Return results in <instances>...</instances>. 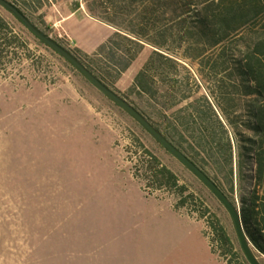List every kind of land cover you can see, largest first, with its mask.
<instances>
[{
    "label": "rangeland",
    "instance_id": "rangeland-1",
    "mask_svg": "<svg viewBox=\"0 0 264 264\" xmlns=\"http://www.w3.org/2000/svg\"><path fill=\"white\" fill-rule=\"evenodd\" d=\"M54 10L45 4L28 15L73 52L94 53L97 48H86L110 34L99 25L95 34L53 26ZM16 26L22 38L0 64V264H227L207 220L175 208L179 190L146 188L155 157L195 195L191 207L219 220L234 252H243L229 211L200 179L72 65ZM152 51L146 48L111 88L134 108L127 91Z\"/></svg>",
    "mask_w": 264,
    "mask_h": 264
},
{
    "label": "trees",
    "instance_id": "trees-1",
    "mask_svg": "<svg viewBox=\"0 0 264 264\" xmlns=\"http://www.w3.org/2000/svg\"><path fill=\"white\" fill-rule=\"evenodd\" d=\"M84 3L93 19L115 32L91 54L60 45L110 89L146 48L153 50L127 96H134L135 108L227 195L241 214L254 254L264 258V0ZM12 4L35 25L28 13H38L51 3L13 0ZM74 7L80 8L81 1L75 0ZM16 24L57 53L0 4V64L17 47L15 40L22 38ZM149 165L147 174L153 181L144 179L147 189L157 183L160 190H179L175 208H189L207 220L226 263L235 264L238 258V264H250L240 249L234 252L232 237L219 220L191 207L195 195L187 194L172 170L156 157Z\"/></svg>",
    "mask_w": 264,
    "mask_h": 264
},
{
    "label": "water",
    "instance_id": "water-1",
    "mask_svg": "<svg viewBox=\"0 0 264 264\" xmlns=\"http://www.w3.org/2000/svg\"><path fill=\"white\" fill-rule=\"evenodd\" d=\"M0 4L15 14L27 28L46 45L55 50L69 62H71L98 90L110 98L114 103L132 115L139 123H141L145 129L175 158H177L182 164H184L198 179H200L207 188L218 198V200L229 211L237 232V236L241 245V248L250 264H261L258 260L250 241L246 235L243 221L240 212L230 201L227 195L220 189V187L198 166L193 162L186 154H184L179 148L173 145L166 136H164L152 123H150L136 108L130 105L120 95L106 86L101 80H99L92 72H90L76 57H74L66 48L54 41L51 37L44 34L38 27H36L28 17H26L14 4L8 0H0Z\"/></svg>",
    "mask_w": 264,
    "mask_h": 264
},
{
    "label": "crops",
    "instance_id": "crops-1",
    "mask_svg": "<svg viewBox=\"0 0 264 264\" xmlns=\"http://www.w3.org/2000/svg\"><path fill=\"white\" fill-rule=\"evenodd\" d=\"M50 3H51V6L56 8L54 12H56L59 15V18H57V21L53 26L57 27V26H62L64 24L65 27H68V28L71 27L70 31H72L73 28H76V26L83 30L91 28L90 30L93 32V34H95L96 32L94 30L98 29V26L96 25L104 26L108 29H111L110 34L108 35L107 39L114 33L112 32V29H113L112 27L107 26L105 24H102L92 19L88 11L86 10V7L83 2H81V7L78 9L74 7L73 0H50ZM71 34H74V36L77 35V33H71ZM93 40L94 39H92V42ZM99 46H94L92 48H86V49L91 50V49L98 48Z\"/></svg>",
    "mask_w": 264,
    "mask_h": 264
}]
</instances>
